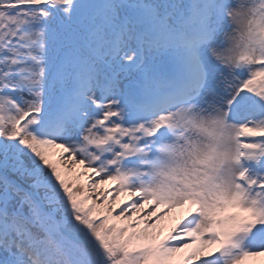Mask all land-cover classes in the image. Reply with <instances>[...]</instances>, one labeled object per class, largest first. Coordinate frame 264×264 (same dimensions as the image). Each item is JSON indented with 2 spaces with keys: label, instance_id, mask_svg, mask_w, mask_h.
Masks as SVG:
<instances>
[{
  "label": "snow or ice",
  "instance_id": "1",
  "mask_svg": "<svg viewBox=\"0 0 264 264\" xmlns=\"http://www.w3.org/2000/svg\"><path fill=\"white\" fill-rule=\"evenodd\" d=\"M0 264H264V0H0Z\"/></svg>",
  "mask_w": 264,
  "mask_h": 264
}]
</instances>
